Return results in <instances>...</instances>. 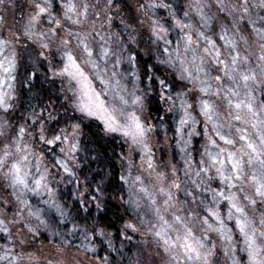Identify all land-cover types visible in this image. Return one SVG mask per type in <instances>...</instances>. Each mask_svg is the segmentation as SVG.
Listing matches in <instances>:
<instances>
[{"label":"snow or ice","instance_id":"6c2138e0","mask_svg":"<svg viewBox=\"0 0 264 264\" xmlns=\"http://www.w3.org/2000/svg\"><path fill=\"white\" fill-rule=\"evenodd\" d=\"M33 81L47 103L27 110ZM86 126L126 145L105 153L121 169L119 208L108 174L93 186L100 170L84 168ZM0 137V167L19 156L0 264H39L40 229L57 240L55 264L68 249L87 264H264V0H0ZM37 146L55 171L40 157L29 181Z\"/></svg>","mask_w":264,"mask_h":264},{"label":"clouds","instance_id":"9594fccd","mask_svg":"<svg viewBox=\"0 0 264 264\" xmlns=\"http://www.w3.org/2000/svg\"><path fill=\"white\" fill-rule=\"evenodd\" d=\"M174 2L179 3H186L187 0H174ZM207 5H214L216 3V0H206ZM231 3L234 5H239L241 3V0H231ZM252 0H249V5H251ZM210 12L213 14L214 18L218 20L220 24H224V20L219 19V13L217 12V9L215 7H210ZM253 11H258L254 9ZM9 23H11V16H9ZM141 53L145 57L148 56V53L144 49H140ZM155 51V50H153ZM24 69L21 68L20 72L23 73ZM162 72L165 71V69H161ZM147 114V113H146ZM7 143L4 137H0V149H3L4 144ZM40 157H44L43 159H40ZM54 158V156L49 153L41 152L40 146L36 147V155L35 156H29V165L28 168H30V175L28 177L29 181L32 180L33 177L37 175L36 173V164L37 160L40 159V167L41 170L45 166H47L49 169H52L55 171L54 166L52 165L51 161ZM171 158V154H169V159ZM19 159V156L15 153H13L11 156H9L4 165L0 167V203L6 204L7 206H11V203L15 202V198L12 197L11 202L9 201V197L12 194V188L9 184V179L7 177V173L9 171L10 165L13 162H16ZM51 182L53 184V187L57 190V196L62 199L63 202L67 203L69 208H72V200L68 198L69 194V188L71 187L67 182L64 183H58L55 176L51 177ZM28 199L33 200V206L34 207H45V205L41 202L43 199H46V196L36 197L33 198L31 194L29 193L27 196ZM59 230L65 234H67V230L64 229L63 225L59 226ZM47 237V240L45 239ZM75 239L74 237H69V240ZM7 243V242H4ZM29 243H31L32 247L29 249V253L31 255L35 256L39 260V264H48V261H53V264H55V261L58 259V253L56 250V244L57 240L53 237L49 236V234L44 230L40 229L36 236L29 237ZM17 252L20 253V248L17 246ZM79 256V260L83 261L84 264H87V261L83 257V254H77L72 249H68L64 252V260L66 264H78V261L76 257ZM23 258H27V254H23Z\"/></svg>","mask_w":264,"mask_h":264},{"label":"trees","instance_id":"16d2710c","mask_svg":"<svg viewBox=\"0 0 264 264\" xmlns=\"http://www.w3.org/2000/svg\"><path fill=\"white\" fill-rule=\"evenodd\" d=\"M142 59H147L141 53ZM152 61H150L151 63ZM163 74V73H162ZM34 87L29 91L27 86H25L22 91L24 93L23 99V108L27 110H31V106H36L39 108L40 105L47 103V84H43L41 81H33ZM19 88V86H18ZM149 112L151 114V118L154 122L159 120V116L163 115V112L156 113L152 110L151 106L149 108ZM19 114V113H17ZM172 120H168V124H171ZM86 139L84 143V151L80 153V157L82 162H84V168H91V175H96V170H100V175L97 176L96 181L93 182V186L95 183L100 182V178L102 175L107 173L106 177V192L109 194V199L107 200V204L109 209L116 207L119 208V205L116 204L114 200H112L111 194L118 192L121 186V182L119 180V175L121 169L115 159H113L110 163L107 162V157L113 156V150H115L116 156H118L124 149V144L117 139L116 137H108L103 134L102 131L98 130L96 127H92V130L89 131L88 127L85 128ZM100 154V161H92L90 158L92 155ZM107 153V157L105 156ZM87 161V162H85ZM114 176V181H113ZM68 198L69 194H68ZM122 212V209H120ZM111 212L109 213V219H111ZM2 242V241H0ZM104 253L101 252L100 255Z\"/></svg>","mask_w":264,"mask_h":264},{"label":"rangeland","instance_id":"374dc122","mask_svg":"<svg viewBox=\"0 0 264 264\" xmlns=\"http://www.w3.org/2000/svg\"><path fill=\"white\" fill-rule=\"evenodd\" d=\"M170 135H171V133H169ZM117 139H119L118 137H116ZM120 140V139H119ZM123 144H124V142L122 141V140H120ZM125 146V148H126V145H124ZM179 157L177 156V159H178ZM122 211H123V209H122Z\"/></svg>","mask_w":264,"mask_h":264}]
</instances>
